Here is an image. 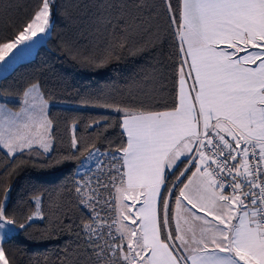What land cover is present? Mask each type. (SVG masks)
I'll return each instance as SVG.
<instances>
[{"label": "snow or ice", "instance_id": "1", "mask_svg": "<svg viewBox=\"0 0 264 264\" xmlns=\"http://www.w3.org/2000/svg\"><path fill=\"white\" fill-rule=\"evenodd\" d=\"M98 7L108 14L98 13L96 24L113 44L86 62L118 58L134 35L153 34L159 52L138 95L98 105L117 114L114 142L84 141L74 122L65 129L67 154L53 159L58 126L40 85L26 84L14 102L0 96V153L12 164L25 155L53 166L84 157L77 172L87 170L63 185L80 214L53 202V214L65 216L58 227L75 237L62 264H264V0ZM59 8L58 0H36L0 37V64L11 67L44 43ZM157 9L164 26L154 29ZM88 127L107 130L108 118ZM11 167L0 176L14 175ZM12 194L0 180V264H17L9 245L46 219L42 197L21 198L33 209L26 214L10 210Z\"/></svg>", "mask_w": 264, "mask_h": 264}, {"label": "trees", "instance_id": "2", "mask_svg": "<svg viewBox=\"0 0 264 264\" xmlns=\"http://www.w3.org/2000/svg\"><path fill=\"white\" fill-rule=\"evenodd\" d=\"M120 0H58L61 8L57 10L56 28L53 35L39 44L34 56L18 63L7 74L0 77V95H20V89L30 82L40 85L41 92L48 102L51 118L58 126L57 140L54 143L53 159H58L68 152L70 133L66 125L78 123L77 135L84 141L106 147L117 137L111 132V125L116 123L117 114L111 109L98 105L115 100L119 103L129 94H139L138 89L145 79V73L152 71L159 52L154 50L153 34L134 35L128 41V47L116 49V57L102 66L88 63L84 57L99 56L113 44V37L96 24L98 13L107 15L102 4L118 3ZM159 3V0H152ZM36 0H0V37H6L14 25L21 24ZM66 10V11H65ZM158 19L153 20V27L164 26L162 10ZM156 16V13H153ZM63 42L72 45L68 50ZM142 50H138L141 49ZM165 46V56L167 55ZM73 105H79L73 106ZM108 118L107 130L97 128L92 131L88 125L94 120ZM108 134V138L104 136ZM46 157L17 156L16 163L0 153V172L8 166L14 175L0 176L13 188L11 209L26 214L32 212L27 202L34 196L42 197L41 209L46 217L37 219L29 233L21 234L9 247L15 254L17 264H62L66 259L68 246L75 248V237L62 231L57 218L63 220L60 213L53 214V202L63 205L62 211L73 218L80 213L71 205L63 185L71 187L72 181L79 180L77 166L84 157L68 160L59 165H45ZM30 234V235H29ZM72 255V253H69Z\"/></svg>", "mask_w": 264, "mask_h": 264}, {"label": "rangeland", "instance_id": "3", "mask_svg": "<svg viewBox=\"0 0 264 264\" xmlns=\"http://www.w3.org/2000/svg\"><path fill=\"white\" fill-rule=\"evenodd\" d=\"M51 35H53V31L50 33V35H48V36H44V37H41L40 39L41 40H45L47 37H49V36H51ZM39 45V44H38ZM37 45V46H38ZM37 48V47H36ZM35 51H36V49L33 51V53L27 58V59H25V60H22V61H26V60H29V59H31L33 56H34V54H35ZM22 61H19V62H17V63H15V64H13V65H11V67H9V66H7V65H3V64H0V77L1 76H3V75H5V74H7L10 70H12L18 63H20V62H22ZM0 96H2V95H0ZM20 95H15V96H8V95H6V96H3V97H5V98H8L10 101H15V99L17 98V97H19ZM50 104H52V103H50L49 102V105ZM73 106H79V105H73ZM87 169H81L80 171H79V173L80 174H84V172L86 171ZM87 177H85V179H86Z\"/></svg>", "mask_w": 264, "mask_h": 264}]
</instances>
